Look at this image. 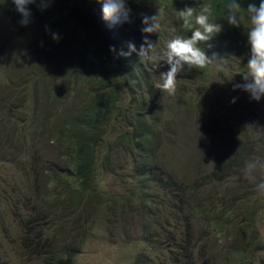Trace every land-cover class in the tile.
Listing matches in <instances>:
<instances>
[{"label":"rangeland","instance_id":"rangeland-1","mask_svg":"<svg viewBox=\"0 0 264 264\" xmlns=\"http://www.w3.org/2000/svg\"><path fill=\"white\" fill-rule=\"evenodd\" d=\"M159 8V33L141 40L157 56L183 28L177 4L148 16ZM243 23L201 44L225 62L185 66L174 95L155 88L166 61L140 60L146 80L123 83L87 182L74 160L83 120L64 122L91 101L87 85L51 78L30 49L0 42V264H264V169L246 175L250 161L264 163V97L235 88L251 58ZM142 100L154 130L140 147L124 137ZM215 209L219 230L201 213Z\"/></svg>","mask_w":264,"mask_h":264},{"label":"trees","instance_id":"trees-1","mask_svg":"<svg viewBox=\"0 0 264 264\" xmlns=\"http://www.w3.org/2000/svg\"><path fill=\"white\" fill-rule=\"evenodd\" d=\"M169 1L177 4L179 10L206 5L211 9L212 22L221 24L225 32L231 28L226 17L227 5L232 0H126V6L131 9L129 21L115 26H110L103 19L102 4L97 0H53L45 10H41L40 0H37V3L27 5L31 11V21L27 26L21 24L22 16L12 0H0L1 43L13 41L17 47L30 49L31 56L38 61L36 67L44 69L51 78L64 77L70 84L74 80V86L78 81L87 85L86 92L91 101L81 104L77 111L72 107L73 110L64 119L69 128L83 120L74 144L75 172L83 182H87L93 173L95 142L99 138L97 129L106 131L114 112L123 109V83L133 89L146 80L136 53L128 57L119 53L121 50L128 51L129 42L140 47L144 35L142 21L145 15L148 16V8ZM237 2L242 8L240 15L243 25L246 24L243 23L244 19L250 21L246 13L248 5L253 3L258 7L261 0ZM180 29L179 35L184 30L182 27ZM244 29L248 34L249 29ZM53 34L59 36L58 41L53 39ZM113 46L115 52L110 51ZM196 70L201 72V69ZM148 86L152 88L149 82ZM156 95L155 90L151 91V107L155 104ZM130 127V136H125L124 140L140 147L152 136L154 125L148 121L144 100ZM227 212L231 216L237 214L236 211L225 210L224 215ZM201 213H205V216L210 213L207 225L214 224L219 230L223 216L220 210Z\"/></svg>","mask_w":264,"mask_h":264},{"label":"clouds","instance_id":"clouds-1","mask_svg":"<svg viewBox=\"0 0 264 264\" xmlns=\"http://www.w3.org/2000/svg\"><path fill=\"white\" fill-rule=\"evenodd\" d=\"M16 5L17 11L21 14V24L27 26L31 21V11L27 7L29 4L37 3V0H12ZM53 0H40L39 7L45 10L51 5ZM102 4L103 19L110 25L115 26L129 21L131 9L126 6V0H97ZM227 21L234 26H239L242 21L241 5L237 0H232L227 5ZM163 9L159 8V14L153 16L145 15L143 17V33H159L161 29L160 18ZM250 27L248 31V41L251 47V58L248 61L246 71L243 72V84L235 85V88H241L250 93L251 97L259 101L264 97V0H261L259 6L250 3L246 10ZM211 9L203 6L199 12L194 7H185L178 11V20L182 21L184 29L191 31V36L184 37L176 35L166 42L164 52L157 56L155 54L157 43L149 40L145 35L143 43L137 49L136 45L129 42L128 51L121 50L119 55L128 57L132 53L140 58L141 61H166L169 65L167 72L160 74V81L155 84V88L168 95H174L177 90V76L187 66L189 69H204L209 66H220L225 60L218 54L208 55L207 51L201 47L202 43L208 42L213 35L222 30V25L211 22ZM195 25V27H193ZM54 40H59L57 34H53ZM210 47V45H209ZM110 51L115 52L113 46ZM259 167L264 169V163L258 160L250 161L246 165V175H251L252 171ZM264 189V183L259 185Z\"/></svg>","mask_w":264,"mask_h":264}]
</instances>
